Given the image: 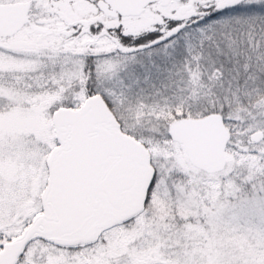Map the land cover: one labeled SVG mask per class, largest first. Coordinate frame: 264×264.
I'll use <instances>...</instances> for the list:
<instances>
[{
  "label": "snow or ice",
  "instance_id": "1",
  "mask_svg": "<svg viewBox=\"0 0 264 264\" xmlns=\"http://www.w3.org/2000/svg\"><path fill=\"white\" fill-rule=\"evenodd\" d=\"M0 264H264V0H0Z\"/></svg>",
  "mask_w": 264,
  "mask_h": 264
}]
</instances>
